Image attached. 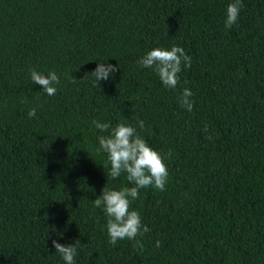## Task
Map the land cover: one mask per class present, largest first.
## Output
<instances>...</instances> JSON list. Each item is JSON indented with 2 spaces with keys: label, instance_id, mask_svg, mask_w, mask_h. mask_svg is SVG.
<instances>
[{
  "label": "trees",
  "instance_id": "16d2710c",
  "mask_svg": "<svg viewBox=\"0 0 264 264\" xmlns=\"http://www.w3.org/2000/svg\"><path fill=\"white\" fill-rule=\"evenodd\" d=\"M230 2L0 0V264H64L53 239L80 241L75 264H264V0L226 28ZM173 45L191 66L169 89L137 62ZM101 62L119 68L95 83ZM93 120L132 124L168 170L131 201L149 231L115 246L92 200L134 185L107 175Z\"/></svg>",
  "mask_w": 264,
  "mask_h": 264
},
{
  "label": "clouds",
  "instance_id": "9594fccd",
  "mask_svg": "<svg viewBox=\"0 0 264 264\" xmlns=\"http://www.w3.org/2000/svg\"><path fill=\"white\" fill-rule=\"evenodd\" d=\"M241 8L242 0H232L227 5L226 28H231L237 22ZM137 63L142 68H151L159 76L164 87L175 89L179 82L178 74L181 72V65L183 63L184 67H190L191 57L185 54L182 47L173 45L170 50L161 47L148 50ZM118 68L119 64L112 65L101 62L91 72V75L95 78L94 82L99 83L101 80L110 79ZM30 79L33 83L39 84L49 96L56 94V85L60 83V78L55 71L45 75L31 69ZM191 96L190 89L185 87L178 97L180 107L189 112L194 107ZM28 116L35 117L36 109H29ZM92 124L101 132L110 130L109 135L98 136L99 148L97 149V151L107 153V160L110 163L107 175L112 179H117L122 173H125L127 181L134 185L121 187L119 190L109 189L105 185L102 195L92 200L94 207L101 208L107 217L106 229L109 243L115 246L118 240H135L137 236H143L149 231V228L142 224L139 212L130 208L131 201L138 198L141 188L153 186L164 191L168 170L164 163V157L149 146L132 124L120 122L115 127H111L110 124L97 120H93ZM136 124L141 130L145 127L143 120H136ZM204 132H208L207 126L204 128ZM207 138L212 139L211 135H208ZM168 155L170 158L171 154ZM102 166L104 168L106 165ZM52 245L64 264H75L77 247L80 245L79 240H76L75 244L65 245L53 239ZM156 246H160L159 241L156 242Z\"/></svg>",
  "mask_w": 264,
  "mask_h": 264
}]
</instances>
